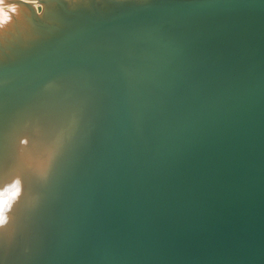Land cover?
<instances>
[{"label":"bare ground","instance_id":"1","mask_svg":"<svg viewBox=\"0 0 264 264\" xmlns=\"http://www.w3.org/2000/svg\"><path fill=\"white\" fill-rule=\"evenodd\" d=\"M0 7V264H264V0Z\"/></svg>","mask_w":264,"mask_h":264},{"label":"clouds","instance_id":"2","mask_svg":"<svg viewBox=\"0 0 264 264\" xmlns=\"http://www.w3.org/2000/svg\"><path fill=\"white\" fill-rule=\"evenodd\" d=\"M5 13L7 12L4 11L2 7H0V27L9 22V20L11 19V17L5 15ZM9 189L10 188H6L3 192H0V227L8 222L7 213L11 210L12 201L17 197H13L12 194L8 191Z\"/></svg>","mask_w":264,"mask_h":264},{"label":"snow or ice","instance_id":"3","mask_svg":"<svg viewBox=\"0 0 264 264\" xmlns=\"http://www.w3.org/2000/svg\"><path fill=\"white\" fill-rule=\"evenodd\" d=\"M0 3H4V0H0ZM11 11L12 12H15L16 11V9L15 8H12L11 9ZM5 15H7V16H9L10 17V15H9V13L7 12V13H5ZM23 143H28V141L27 140H24L23 141ZM18 163V157H17V153H16V157H15V165ZM11 194H12V196L13 197H16V196H18L19 194H20V187H19V181H17L16 183H14L13 185H12V187L8 190Z\"/></svg>","mask_w":264,"mask_h":264},{"label":"rangeland","instance_id":"4","mask_svg":"<svg viewBox=\"0 0 264 264\" xmlns=\"http://www.w3.org/2000/svg\"><path fill=\"white\" fill-rule=\"evenodd\" d=\"M35 1H38V0H35ZM33 2H34V0H33ZM43 4H42V2L40 3V2H37V9L38 10H40V11H42L43 10ZM36 12H37V14H38V11L37 10H35ZM35 12V13H36ZM20 124V123H19Z\"/></svg>","mask_w":264,"mask_h":264}]
</instances>
